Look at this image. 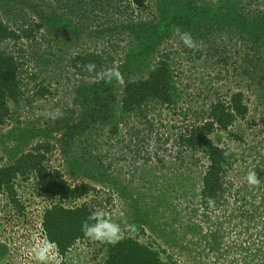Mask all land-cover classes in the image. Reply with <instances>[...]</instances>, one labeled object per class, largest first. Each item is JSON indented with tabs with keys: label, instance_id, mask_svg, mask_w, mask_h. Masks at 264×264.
Instances as JSON below:
<instances>
[{
	"label": "rangeland",
	"instance_id": "374dc122",
	"mask_svg": "<svg viewBox=\"0 0 264 264\" xmlns=\"http://www.w3.org/2000/svg\"><path fill=\"white\" fill-rule=\"evenodd\" d=\"M132 1L122 0L106 19L98 15L100 25L83 32L52 0H0V17L11 26L24 23L21 15L39 26L17 46L34 79L0 130V165L46 145L47 167L72 186L95 189L74 205L102 209L120 224V238L138 236L169 264H264V0H179L161 7L165 14L155 8L151 21L149 8ZM176 21L196 47L169 30ZM88 51L118 66L124 83L143 80L166 57L177 99L145 108L146 118L122 114L124 83L85 74L79 57ZM233 92L244 95L249 113L230 131L210 135L234 155L223 173L227 190L210 207L201 195L208 160L180 149L179 140L200 110L218 98L229 103ZM250 171L258 186L248 183ZM35 187L32 177L17 185L22 212L0 194V264H103L106 247L93 240L77 242L64 258L45 246L41 218L58 200Z\"/></svg>",
	"mask_w": 264,
	"mask_h": 264
},
{
	"label": "trees",
	"instance_id": "16d2710c",
	"mask_svg": "<svg viewBox=\"0 0 264 264\" xmlns=\"http://www.w3.org/2000/svg\"><path fill=\"white\" fill-rule=\"evenodd\" d=\"M52 1L55 2L56 7L64 10L67 16L75 20L77 31L84 32L92 29L94 23L100 25L97 19L98 15L106 19L108 17L106 15L110 14L111 11L113 12V9H120L119 5L122 0ZM178 1L133 0L131 6L134 5L139 10L148 7L151 15L146 20L151 21L155 15V8L158 10L156 13L165 14L167 10L163 12H159V10ZM118 13L122 14L121 11ZM20 18L22 21L24 20V23L19 24L18 27H13L9 19L0 17V130L11 117V105L21 101L26 94L24 90L31 87V81L34 79L31 76L29 78L26 74V61H24L26 55L23 54L26 50L17 46L21 40L27 41L35 36V31L38 30L39 26L34 22H28L29 19L23 15ZM174 26H179L183 32L178 23L173 24L169 30L173 32ZM8 43H11L13 47L9 46L8 48ZM79 60L83 65L82 69L89 62H94L98 70L110 68L109 64L101 61L99 55L90 51L82 54ZM173 73L169 60L166 57L160 58L156 68L146 78L134 82H125L119 86L118 88L122 90V114L137 111L146 118L149 113L144 111L145 108L149 109L156 103L166 107L172 105L177 99ZM85 74L96 78L86 70ZM41 87L39 84L32 86L38 91H46L45 88ZM248 113L249 109L245 104L244 95L241 92H233L229 94V103L218 98L210 105L209 110H200L196 120L190 125L191 127H187L185 133L181 135L180 149L201 152L203 157L208 160L201 193L204 200L211 197L217 201L224 195L227 190L223 184L224 169L230 164L234 156L229 148L215 144L210 136L211 133L215 130L230 131L234 123L238 119L244 120ZM149 123L152 122L149 121ZM118 127L116 125L112 130V135L118 134ZM232 137L237 138L236 135ZM48 149H50L48 146L39 144L31 152L20 154L21 156L13 164L4 167L0 165V194H9L14 206L23 211L21 201L17 200L16 187L18 184L26 183L32 177L36 181L34 190L36 193L42 197L57 199V203L49 204L43 212L41 234L45 238V243L51 241L52 243L47 245L53 250L55 249L64 258L77 242H90V239L84 237L81 224L95 208L88 203L77 206L74 205V202H80L87 198L95 189L84 183L72 186L59 171L47 167L45 165L47 160L45 151L49 152ZM226 152L230 153L227 157L225 156ZM102 244L106 247L103 264H169L161 259V251L141 242L138 236L137 238L132 237L129 232H126L116 244ZM210 250L221 249L211 247ZM223 253L225 254L224 250ZM241 262V264H247L245 260ZM257 264L262 263L258 262Z\"/></svg>",
	"mask_w": 264,
	"mask_h": 264
},
{
	"label": "clouds",
	"instance_id": "9594fccd",
	"mask_svg": "<svg viewBox=\"0 0 264 264\" xmlns=\"http://www.w3.org/2000/svg\"><path fill=\"white\" fill-rule=\"evenodd\" d=\"M173 32L176 36L180 37L181 42L186 47H196V42L188 32H182L179 26L173 27ZM85 70L93 74L97 79L103 80L105 83L111 84L115 81L117 84H123L124 78L123 73L120 72L119 67L113 65L110 68L97 69V65L94 62H89L84 65ZM62 115V113H61ZM230 155L229 152L225 153L227 157ZM247 180L250 185L258 186L260 179L256 171H250L247 174ZM208 203L210 207H214L215 201L209 197ZM103 225V226H102ZM81 231L85 238L107 244H116L119 242L121 236V226L115 220L111 219L110 216L105 215L102 209H93L88 217L81 224ZM51 241L46 242L51 244ZM38 257L46 259L47 256L44 254L41 256L40 250L37 251Z\"/></svg>",
	"mask_w": 264,
	"mask_h": 264
}]
</instances>
